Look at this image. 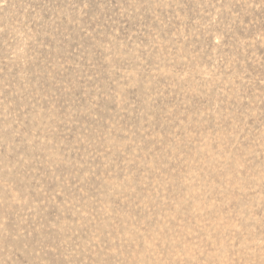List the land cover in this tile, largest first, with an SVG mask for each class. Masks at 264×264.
<instances>
[{
	"label": "rangeland",
	"instance_id": "1",
	"mask_svg": "<svg viewBox=\"0 0 264 264\" xmlns=\"http://www.w3.org/2000/svg\"><path fill=\"white\" fill-rule=\"evenodd\" d=\"M0 264H264V0H0Z\"/></svg>",
	"mask_w": 264,
	"mask_h": 264
}]
</instances>
